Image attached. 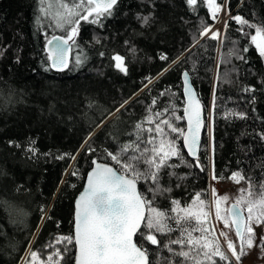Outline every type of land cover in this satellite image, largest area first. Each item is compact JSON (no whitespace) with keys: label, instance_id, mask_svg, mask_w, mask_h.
Here are the masks:
<instances>
[{"label":"trees","instance_id":"16d2710c","mask_svg":"<svg viewBox=\"0 0 264 264\" xmlns=\"http://www.w3.org/2000/svg\"><path fill=\"white\" fill-rule=\"evenodd\" d=\"M217 2L225 4L229 11L227 27L224 26L220 37L222 44L210 39L211 34L199 38L198 29L217 19H212L210 9L200 0L195 6L187 5L186 0H120L115 15L104 22L103 28L81 22L69 69L59 72L46 71L47 65L42 64L46 59L44 32L48 38L64 32L37 30L36 0H0V50L3 51L0 56V173H3L0 175V264H23L26 253L37 250L44 258L45 245L54 243V237L73 234L75 198L92 161L99 159L114 164L103 150L115 153L118 143L127 142L128 134L145 118L149 107L154 112L163 111L174 103L178 109L176 115L184 117L182 71L185 68L191 73L208 113L212 103V148L206 131L199 154L204 171H200L189 166L194 158L186 152L183 138L171 133L182 155L170 160L179 165L171 169L176 176L168 177V169L162 172V186L171 187L172 191L158 196L154 205L166 210L170 199L179 200L184 206L191 202L194 193L208 196L212 161L217 178L241 171L254 183L261 182L264 178V57L251 45L250 36L244 35L254 31L247 27L244 32L239 31L240 25L231 17L241 15L250 22L264 20V0ZM144 15L151 16L147 25L137 19ZM193 35L199 39L195 47H192ZM189 48L190 52L185 51ZM233 48L243 60L226 55ZM245 48L248 51H243ZM79 49L86 53L87 61L74 68L71 61ZM115 55L125 57L127 74L115 68L112 59ZM161 55L168 59L161 60ZM178 56L180 61L173 64ZM165 68L168 71L160 75ZM246 88L250 91H245ZM168 89L171 91L160 95ZM124 101L128 103L120 108ZM238 113L245 114V118ZM174 123L186 127L185 119ZM89 133H93L92 138L85 144ZM89 146L96 151L87 152ZM30 148H35V153ZM61 156L65 158L60 159ZM181 159L185 163L181 164ZM74 171L77 175H72ZM139 187L151 200L148 185L140 182ZM41 207L46 213L43 221ZM177 235L172 233L171 238ZM157 238L162 244L169 239L160 235ZM136 240L148 249L149 259H155L158 248L138 237ZM58 247L63 250V246ZM68 247L72 251L65 261L73 264L71 257L75 249L72 245ZM162 255H168L166 250Z\"/></svg>","mask_w":264,"mask_h":264},{"label":"snow or ice","instance_id":"6c2138e0","mask_svg":"<svg viewBox=\"0 0 264 264\" xmlns=\"http://www.w3.org/2000/svg\"><path fill=\"white\" fill-rule=\"evenodd\" d=\"M36 2L37 30L49 28L64 32L62 36L52 35L50 38L48 33L44 32L46 59L42 64L47 65L46 71L55 69L63 72L69 69V53L76 44L75 38L79 34L81 22L103 28L104 22L115 15L120 0H36ZM197 2L198 0H186L189 6H195ZM200 3H206L212 19H216L217 14L225 8V5L218 3L217 0H200ZM137 19L147 25L151 16H137ZM231 19L240 25L239 31L244 32L245 27L254 31V34L245 32L244 35L250 36L251 45H254L260 56L264 57V20L250 22L241 15ZM209 33H211L210 39L222 44L219 30L212 32L207 25L198 29L199 38L208 36ZM192 39V47L199 44L196 35H193ZM131 51L134 52L135 49ZM185 51L190 52L191 49ZM243 51L246 52L248 49L245 48ZM100 55L103 56L104 53L101 52ZM226 55H235L237 59H244L235 48L230 49ZM0 56H3L2 50ZM112 59L115 61V68L127 74L125 57L115 55ZM160 59L168 58L161 55ZM180 59L181 57L178 56L172 63H178ZM86 61V53L79 49L71 62L74 68H79ZM167 71L168 68L163 69L160 75ZM182 76L183 91L187 97L186 107L183 108L184 117L176 115L178 109L174 103L165 106L163 111L154 112L149 107L145 118L135 124L133 131L128 134L130 139L127 142L118 143L115 153L103 150L104 155L114 162L115 167L99 159L92 161L93 167L87 175L86 186L75 202L73 234L54 237V243L49 242L45 245L47 254L44 258H41L39 250L26 253L23 264H62V262L66 264L65 256L72 251L69 245L75 249V254L71 257L73 264H240L242 258L248 255L253 247H258L260 255L264 257V235L259 238L257 244L254 227L264 224V178L256 184L251 177H245L241 171L231 173L229 179L237 184L245 181L247 187L239 189L235 202L228 208L222 205L229 200V196L226 194L220 196L215 189L212 190L213 199L210 203H206L201 198L202 193L197 192L193 194L191 202L184 206L175 199H170V207L166 210L153 206L158 196L163 197L171 193V187H164L161 184L162 172L168 169L166 173L168 177L176 176L177 174L171 169L179 165L170 163V160L182 155L176 137H172L171 133L183 138L188 155L194 158L193 164L189 166L204 171L198 155L200 131L203 126L202 109L191 86L189 72H183ZM148 83H152L151 78L148 79ZM244 90L250 91L247 88ZM170 91L168 89L160 95L164 96ZM172 97H175V93H172ZM127 103L128 101H124L120 108ZM152 104L155 105L156 100H153ZM120 108L116 111L119 112ZM236 115L245 118L243 113ZM180 119H186V130L175 126L174 121ZM145 124L151 126L146 128ZM92 135L93 133H89L85 144ZM212 150L214 151V148ZM29 151L35 153L36 149L30 148ZM86 151L92 153L96 149L89 146ZM205 151L207 152V149ZM65 155L75 159L71 154ZM64 158V156L60 157V159ZM180 163L183 164L185 161L181 159ZM211 163L212 179L216 180L218 178L215 175L214 161ZM72 175H77V172L74 171ZM140 182L148 185L147 190L151 193V200L138 191L137 185ZM179 186L177 184V187ZM212 207L216 220H222L226 227L234 225L238 244L228 236L227 232L221 231L220 236L225 238L222 245L220 239L215 236L214 226H206L210 223ZM45 216V210L41 207V221ZM47 219H51V216H47ZM172 233H178L176 238H171ZM158 235L167 236L169 239L162 244L157 238ZM134 237L158 248L159 252L155 259H149L148 249L143 244H138ZM58 246H63V250ZM164 250L168 255H162Z\"/></svg>","mask_w":264,"mask_h":264},{"label":"rangeland","instance_id":"374dc122","mask_svg":"<svg viewBox=\"0 0 264 264\" xmlns=\"http://www.w3.org/2000/svg\"><path fill=\"white\" fill-rule=\"evenodd\" d=\"M225 5V4H224ZM226 16L227 20L229 18V11L227 9V7L225 6V8H222V10L218 13L217 16V20L221 19L222 17ZM216 21L214 23L209 24L208 26L211 28L212 26H214V24L216 23ZM227 22V21H226ZM226 22L224 23L222 29L221 28H211L212 32H215L217 30H219L220 32V37L222 35V31L223 28L226 24ZM211 34V33H209ZM221 53V47L219 46V52H218V56H220ZM212 108V103L210 104L209 107V113H208V145L209 148H212V117H211V110ZM213 176V170L212 167L209 170V183H210V188H209V195L208 196H202L201 198L205 200L206 203H210L213 199V193L212 190L215 189L216 193L220 196L222 195H228L229 196V200L222 205V207L224 208H228L230 206V203L232 201H235L236 197L239 194V189L240 188H246L247 187V183L245 181H241L239 184L235 183L233 180L229 179L228 177H222V178H218L216 180L212 179ZM155 206V205H153ZM156 207V206H155ZM212 215H210L209 217V221L210 223L206 226L209 227H213L214 226V232H215V236L218 237L221 241V244L223 245L224 243V237L220 236V232L224 231L228 233V236L233 239L234 241L237 242L238 244V238L235 236V231H234V225L230 226V227H226L223 223L222 220H216L215 216H214V207H212L210 209ZM255 232H256V237H257V244L259 243V238L264 235V224L260 225V226H255ZM209 236H212V233H209ZM240 264H264V257H262L260 255V249L258 247H253L248 255L244 256L240 262Z\"/></svg>","mask_w":264,"mask_h":264},{"label":"water","instance_id":"95a60500","mask_svg":"<svg viewBox=\"0 0 264 264\" xmlns=\"http://www.w3.org/2000/svg\"><path fill=\"white\" fill-rule=\"evenodd\" d=\"M53 35H56V36H62V35H64V34H62V33H55V34H53ZM49 38H50V37H49ZM69 43H71V41H70ZM72 52H73V48H72V51L69 53V61H70V58H71ZM69 64H70V63H69ZM185 71H188V72H189V70L185 68V69L182 71V73L185 72ZM189 75H190V83H191V86H192V88H193V91H194L195 94H196V98L200 101V105H201V109H202L203 126H202L201 131H200V149H201V144H202L203 136H204L205 132L208 130V121H209V119H208V110H207V106H206L205 102L203 101V99H202V97H201V95H200V93H199L197 87L195 86V84H194V82H193V79H192V76H191V73H190V72H189ZM182 80H183V76H182ZM183 88H184V85H183ZM183 93H184V91H183ZM184 98H185V102H186L187 97H186V94H185V93H184ZM184 107H186V103L184 104ZM185 121H186V119H185ZM100 125H102V124H100ZM186 129H187V121H186V127H185V130H186ZM182 140H183V139H182ZM183 145H184V142H183ZM184 148H185V146H184ZM185 150H186V148H185ZM186 152H187V150H186ZM199 154H200V151H199L198 155H199ZM190 157H191V156H190ZM100 161H101V162H108V163H110V164H111L112 166H114V167L116 166L115 164H113V163H111V162H109V161H106V160H100ZM92 167H93V164H92V166L89 168V170H88V172H87V175H88V173L91 171ZM87 175H86V180H85V183H84L83 187H82L81 190L78 192V194H77V196H76V198H75V202H76L78 196L80 195V193L84 190V188H85V186H86ZM137 188H138V191L141 192L140 187H139V183H138V185H137ZM234 202H235V201H232V202L230 203V206H231V204L234 203ZM230 206H229V207H230ZM74 212H75V209H74ZM134 240H136V237H134ZM136 242H137V240H136ZM137 243H138V242H137ZM138 244H139V243H138Z\"/></svg>","mask_w":264,"mask_h":264},{"label":"built area","instance_id":"2783aa9c","mask_svg":"<svg viewBox=\"0 0 264 264\" xmlns=\"http://www.w3.org/2000/svg\"><path fill=\"white\" fill-rule=\"evenodd\" d=\"M227 17L223 15V17L219 20L216 21V23L214 24V26H212L211 28H221L223 27L224 23L227 21L226 19Z\"/></svg>","mask_w":264,"mask_h":264}]
</instances>
